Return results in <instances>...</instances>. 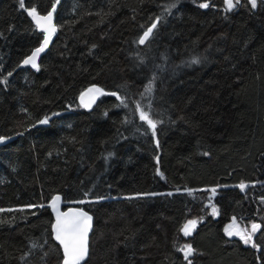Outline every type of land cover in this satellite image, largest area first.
Segmentation results:
<instances>
[{
  "label": "trees",
  "instance_id": "1",
  "mask_svg": "<svg viewBox=\"0 0 264 264\" xmlns=\"http://www.w3.org/2000/svg\"><path fill=\"white\" fill-rule=\"evenodd\" d=\"M32 9L56 27L36 67L23 63L43 38ZM90 85L102 92L85 107ZM11 136L0 264H61L55 193L92 215L80 264H188L186 244L192 264H264V0H0V137ZM231 216L241 235L223 229Z\"/></svg>",
  "mask_w": 264,
  "mask_h": 264
},
{
  "label": "snow or ice",
  "instance_id": "2",
  "mask_svg": "<svg viewBox=\"0 0 264 264\" xmlns=\"http://www.w3.org/2000/svg\"><path fill=\"white\" fill-rule=\"evenodd\" d=\"M20 7H24V0H19ZM225 4L227 5V10H231L239 3V0H236V4L233 3V0H224ZM252 7H256V0H250ZM174 6V5H173ZM201 7L207 8L209 5L208 3H203L200 5ZM32 15L33 19L36 21L37 25L44 28L46 32L49 33V36L52 32H55V27L52 25V12H49L47 16H39L36 14L35 9H32L29 13ZM160 18H157V21ZM157 27L156 23H153L151 27H149L143 34V36L138 41L140 44H144L145 41L149 38L152 34L153 30ZM49 36L45 37L44 43L41 45L40 48H37L30 57L23 61L24 64H32L33 67H36V57L37 55L43 51L44 47L47 45ZM193 63H199V59H194ZM10 75V74H9ZM93 91L100 93L102 90L97 88H90L85 93H81V102L84 104L85 107L91 106V100L88 103H84L85 96L88 93H92ZM151 91V83L146 88V92ZM115 95V93H113ZM94 99V97L92 98ZM121 104L125 107L127 106L125 100L121 98ZM137 108L139 109V104H137ZM55 115V114H54ZM48 117H45L43 120L39 121L40 124H47ZM140 119L146 121L147 124L153 129V134H155L156 124L151 120L146 113L141 110ZM5 138L0 137V141H3ZM162 175V174H161ZM240 187L243 189L245 185L241 184ZM215 192V189L212 190ZM87 195V193L85 194ZM59 197H55L54 200H58ZM83 203V201L81 202ZM215 212V209H213ZM90 221L91 217L87 215L86 212L83 210H78L74 213H62L57 216L56 223L53 225V230L55 232V239L59 241L60 245L63 248V261L62 264H80V262L85 258L88 252V230L90 228ZM196 221L190 220L187 224L184 225L182 231L185 236L190 235L192 228L195 227ZM257 225H253V231H255ZM229 236L233 235L231 231L228 229L225 230ZM237 235H241L239 232L236 233ZM244 239L245 243H249L250 236H241ZM36 245H33L35 247ZM255 246V245H254ZM180 251L184 253L185 260L188 261V264H192V261L189 259L190 256L193 255L194 249L191 247L190 244L184 245Z\"/></svg>",
  "mask_w": 264,
  "mask_h": 264
},
{
  "label": "water",
  "instance_id": "3",
  "mask_svg": "<svg viewBox=\"0 0 264 264\" xmlns=\"http://www.w3.org/2000/svg\"><path fill=\"white\" fill-rule=\"evenodd\" d=\"M48 13H49V12H48ZM48 13H46V14H37V13H36V14L39 15V16H42V17H43V16H47ZM31 18H32V20H33L35 26H36L39 30H41V31L43 32V38H42V40L40 41V43H39L36 47H34L28 55H26V56L24 57L23 61L26 60L28 57H30V56L32 55V53H33L37 48H40L41 45H42V44L44 43V41H45V37H46V36H49V33L46 32V31L44 30V28H42V27H40V26L37 25V23H36V21L33 19L32 15H31ZM51 23H52V25L55 27V24H54V17H53V15H52V21H51ZM55 29H56V27H55ZM146 30H147V29H146ZM146 30H145V31H146ZM145 31H144V32H145ZM144 32H143V34H144ZM53 34H54V32H52V33L50 34L49 39H48V42H47V45H48V43L50 42V40H51ZM143 34L141 35V37L143 36ZM141 37H140V38H141ZM47 45L44 47L43 51L46 49ZM43 51H41V52L37 55L36 60H35L36 65L38 64L39 57H40V55H41V53H42ZM28 65L32 66V64H28ZM90 88H97V89L102 90L100 87H98V86H96V85H90V86L86 87L85 89H83V90L79 93L78 100H79L80 103H82V102H81V93H85V92H87V90L90 89ZM101 92H102V91H101ZM101 92H100V93H97V92L93 91L92 93H88V95L85 96L84 103H88V102L91 100V104H92V103H93V102L99 97V95L101 94ZM93 97H94V99H92ZM82 104H83V103H82ZM83 105H84V104H83ZM43 119H44V118H43ZM43 119H41V120H43ZM41 120H40V121H41ZM12 137H13V136H11V137H6V138L4 139V141H5V140H8L9 138H12ZM55 197H59V199H58V200H54ZM48 206H49V209H50V212H51V215H52V223H51L52 237H53V239L55 240V242H57V243L59 244V246H60V248H61V251H62V256H63V248H62V246L60 245L59 241H57V240L55 239V232H54V230H53V225L56 223L57 216H58L59 214H62V213H74V212H76V211H78V210H83L84 212L87 213L88 216L91 217L90 228H89V230H88V252H87V255L85 256V258L80 262V263H82V262L86 259V257L88 256V253H89V235H90V232H91V230H92V226H93L92 215H91L88 211H86L85 209H83V208L80 207V206L72 205V204H69V205H68V204H67V205H66V204H63L62 197H61V195H60L59 193H55V194H53V195L50 197V199L48 200ZM233 222H234V216H231L230 220H228V221L224 224V226H223V229H224V230H226L227 228L230 227V231L233 233V235H231V236H229V235L227 234L228 237H232V236H236V235H237L236 233L238 232V229H237V227H236L235 225H233ZM62 261H63V257H62ZM62 261H61V264H62Z\"/></svg>",
  "mask_w": 264,
  "mask_h": 264
},
{
  "label": "rangeland",
  "instance_id": "4",
  "mask_svg": "<svg viewBox=\"0 0 264 264\" xmlns=\"http://www.w3.org/2000/svg\"><path fill=\"white\" fill-rule=\"evenodd\" d=\"M249 2H250V0H249ZM233 3H235V0H233ZM251 3V2H250ZM225 6L227 7V5L225 4ZM185 224H187V222L185 223ZM233 225H235V223L233 224ZM236 227H237V229H238V232L239 233H241V230H240V227L238 226V225H235ZM184 227V226H183ZM193 229V228H192ZM228 229V231H230V227L229 228H227Z\"/></svg>",
  "mask_w": 264,
  "mask_h": 264
}]
</instances>
